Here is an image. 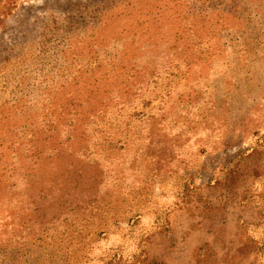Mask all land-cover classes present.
<instances>
[{"label": "rangeland", "instance_id": "obj_1", "mask_svg": "<svg viewBox=\"0 0 264 264\" xmlns=\"http://www.w3.org/2000/svg\"><path fill=\"white\" fill-rule=\"evenodd\" d=\"M0 264H264V0H0Z\"/></svg>", "mask_w": 264, "mask_h": 264}]
</instances>
